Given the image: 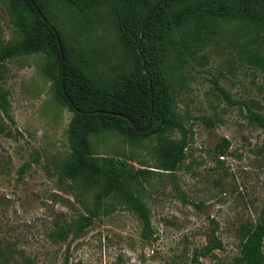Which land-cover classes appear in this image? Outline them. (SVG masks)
<instances>
[{
    "label": "rangeland",
    "instance_id": "374dc122",
    "mask_svg": "<svg viewBox=\"0 0 264 264\" xmlns=\"http://www.w3.org/2000/svg\"><path fill=\"white\" fill-rule=\"evenodd\" d=\"M252 1L236 0L252 12L239 8L238 19L199 33L189 54L183 48L182 62L166 51L171 107L187 129L176 170L162 168V155L180 143L179 129L138 135L125 123L119 130L94 124L88 134L99 163L112 159L133 178V192L150 210L154 233L147 239L117 181L61 174L79 124L57 96L58 70L41 53L0 61V103L2 94L6 100L5 109L0 105V264H243L240 227L255 221L264 204V129L248 118L249 108L264 112V72L247 60L264 58V29L254 18L264 16V0ZM50 3L44 6L68 40L114 58L108 46L119 32L117 0L85 12L62 0ZM147 11L137 9L140 25ZM15 37L0 0V45ZM223 138L229 147L218 155ZM85 218L92 221L79 230ZM62 229L67 235L53 238ZM218 241L212 252L201 253Z\"/></svg>",
    "mask_w": 264,
    "mask_h": 264
},
{
    "label": "trees",
    "instance_id": "16d2710c",
    "mask_svg": "<svg viewBox=\"0 0 264 264\" xmlns=\"http://www.w3.org/2000/svg\"><path fill=\"white\" fill-rule=\"evenodd\" d=\"M33 1L38 9L31 0H5L16 37L0 45V61L41 53L48 58L50 67L58 70L57 96L73 111L72 122L79 124L72 155L60 168L61 174L70 178L101 174L106 175L109 184L117 181L121 188L122 202L137 214L142 224L141 237L147 239L154 233L150 210L144 200L133 192L131 176L121 171L114 160L108 159L106 161L109 164H101L92 154L88 137L94 130L92 125L97 124L104 130H119L125 123L138 135L179 129L182 134L180 143L162 155V168L176 170L185 156L187 129L171 107L172 82L168 77L170 68L167 64L171 57L166 56V51L174 50L179 62H182L185 54L183 48L186 51L192 48L191 41L198 40L199 33L211 30L217 22L238 19L239 8L252 12V7H241L236 0H117L115 11H119V32L116 40L108 46L113 58L92 44L87 46L81 42L76 45L75 41L68 40L57 20L51 18L50 8L44 6V3H50L51 0ZM62 1L85 12L92 5L107 4L110 0ZM157 4L158 8L147 22ZM145 6H148V11L140 25L136 11ZM254 18L255 23L264 29V16L254 14ZM56 32L60 36L61 45ZM185 42L189 45H184ZM247 60L264 72V58L252 54L247 56ZM170 65L176 66L174 62ZM104 66L107 68L104 69ZM215 86L226 99L233 101L231 95L216 81ZM0 105L2 109L6 108L3 94ZM115 113L127 115L130 119ZM248 118L264 129V112L249 108ZM228 147L229 141L223 138L216 144L215 152L224 155ZM85 219L88 222L77 224L79 230L92 221L91 218ZM240 234L243 239L241 263L264 264V204L255 221L242 224ZM66 235L64 229L52 233L55 239ZM218 246L219 241L217 244H209L203 247L201 253H210ZM2 252L0 244V255Z\"/></svg>",
    "mask_w": 264,
    "mask_h": 264
},
{
    "label": "water",
    "instance_id": "95a60500",
    "mask_svg": "<svg viewBox=\"0 0 264 264\" xmlns=\"http://www.w3.org/2000/svg\"><path fill=\"white\" fill-rule=\"evenodd\" d=\"M31 2H32V4L34 5V6H36L35 5V2L33 1V0H31ZM158 6H159V4H157L156 6H154V8L152 9V11H151V13L149 14V16H148V18H147V22L151 19V17L153 16V14L155 13V11H156V9L158 8ZM36 8H37V6H36ZM38 9V8H37ZM39 11V10H38ZM40 12V11H39ZM40 14H42V13H40ZM142 35H143V31H142V33H141V37H142ZM56 36H57V39H58V42H59V44L61 45V41H60V36H59V34L56 32ZM61 51H62V47H61ZM138 51L140 52L141 51V42H139L138 43ZM143 55L141 54V57H142ZM62 60H64V57H63V55H62ZM66 94V93H65ZM115 114H117V115H121V116H124L125 118H127V119H130V117L129 116H127V115H124V114H121V113H115Z\"/></svg>",
    "mask_w": 264,
    "mask_h": 264
}]
</instances>
